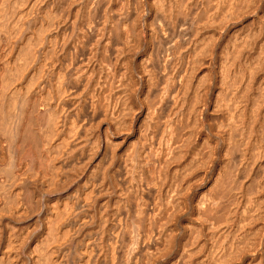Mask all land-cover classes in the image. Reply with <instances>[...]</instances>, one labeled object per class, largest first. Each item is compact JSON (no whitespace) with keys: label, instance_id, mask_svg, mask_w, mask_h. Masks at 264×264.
<instances>
[{"label":"bare ground","instance_id":"bare-ground-1","mask_svg":"<svg viewBox=\"0 0 264 264\" xmlns=\"http://www.w3.org/2000/svg\"><path fill=\"white\" fill-rule=\"evenodd\" d=\"M258 1L0 0V264H264L263 83L216 67L212 104L206 71L192 89L213 26ZM210 119L206 152L189 130Z\"/></svg>","mask_w":264,"mask_h":264},{"label":"rangeland","instance_id":"rangeland-1","mask_svg":"<svg viewBox=\"0 0 264 264\" xmlns=\"http://www.w3.org/2000/svg\"><path fill=\"white\" fill-rule=\"evenodd\" d=\"M258 2H260V3H258ZM258 2H257V5H260V4L262 3V4H261L262 6H257V8H256L255 11H254L255 13L252 14L253 16H250L249 18H246V19H245V18H244V19H243V18L237 19V22H236L235 20H234V21H233V20H230V21H228L229 24H228V23H227V24H226V23H223V24H226V25L223 26L224 28H222V25H221V24L219 25V27H217V26H213L214 28L216 27L215 29H218V28H220V29L217 30V31H219V32H216V33L214 34V36H213L214 38L212 39L213 41H212V43H211V44L213 45V46L211 45V46L213 47V49H216V50H212V51L209 50V51L212 53V55H213V54H214V55L216 54L215 57H216L217 59H216L214 56L211 57V56H212L211 54H209V56L206 55V60H209V63H208L209 65L207 64V66H205L206 68H205L204 66H200V65H199L200 68H198V69H199L198 71H195V70H197V69H194V71L196 72V73L194 72L195 75L192 73V75H193V78H192V79H193V81H194V82L192 81V89H194V85L197 84V83H199V81H200L199 84H201V81H202V82L204 81V80H201V79H200V80H197V82H196V79H199V76H200V75L203 76L204 74L207 73V76L204 75V76H206L207 78H203L204 76L202 77V79H205V83L203 82L204 85H203V83H202V84L200 85L201 88H198V89L203 90L204 88H207V86H205V85H206V81H207V83L211 81L210 84L213 85V87L210 86V84H208V85H209V86H208V91H209V93H207V92L204 90L205 93L207 94V95H206L207 100L209 99L208 101H209V102L211 101L210 104H212V102H213L212 100H213V96H214V93H215V88H216V86L218 85V87H220V85H219L218 83L221 82V83H220L221 85L226 84L225 82H223V83H224V84H223L222 81H224V80H223L222 78H220L221 76L223 77V75L229 74V76L227 75L229 78L232 77V76H234V79H235V78H238L239 75L241 76V74H243L241 77H243V80H244V81L246 80L247 82L250 81V82H253V83H254V84L252 83V85H251V83H250V84L248 83V86H247V83L242 81V83H241L242 86H241V85H239V84H240L239 81L237 82V83H239V84H237V83L235 82V83H236V86H237V85L240 86V87H239V90L243 89L244 86H247V90H249V92H251L250 89H251V90H253V89H257V90H254V91H253V92H256V91L259 90V88H261V87H258V86L262 85V83H263L262 88H263V86H264V76H263V74H264V73H263L264 70H259V69H261L260 67H262V69H264V67L262 66L264 63H263V64H259V66L261 65V66L259 67V66H257L258 64L256 65V63H258V62H255V60L261 62V61H262V59L260 60V58H262L261 55L264 54V53H263V52H264V51H263V50H264V45H263V44H264V43H263V42H264V41H263V40H264V37H263V36H264V29L262 30V27H263L264 25H262V23H261L264 19H262L261 17L258 16V15H260V16H261V15L264 16V12L261 11V10L264 11V0H259ZM256 12H257V13H256ZM260 12H261V13H260ZM259 13H260V14H259ZM262 13H263V14H262ZM256 15H257V16H256ZM251 18H252V20H251ZM256 18H257V19H256ZM258 18H259V19H258ZM255 19H256V20H255ZM261 19H262V21H261ZM238 20H239V21H238ZM247 20L252 21V22H251V23H248L249 21H247ZM253 20H254V21H253ZM258 20L261 21V22H259ZM233 22H234V23H233ZM245 22H246V23H245ZM232 23H233L234 25H233ZM247 23H248V24H247ZM254 23H255V24H254ZM259 23H260L261 25H260ZM245 24H246V26H243V25H245ZM229 25H230V26H229ZM250 25H251L252 27H251ZM255 25H256V26H255ZM257 25H259V28H260V26H261V28H260L261 35H258V36L255 37L256 40H257V42H256V40H254V39L251 37V35L254 34V35H252V36L254 37L255 34H256V35L259 34L260 31L256 32L257 29H258V26H257ZM228 27H229L230 29H229ZM232 27H233V28H232ZM250 27H251V28H250ZM253 27H255V29H254ZM244 28H245V29H244ZM252 28H253V29H252ZM263 28H264V27H263ZM248 29H249V31H247ZM238 30H239V31H238ZM252 30H253V31H252ZM258 30H259V29H258ZM220 31H221V32H220ZM236 31H237V32H236ZM246 31H247V32H250V33H248V34H250V35L247 34L248 38H246V35H244V34L247 33ZM222 32H223V33H222ZM228 32H232L233 34H232V33L228 34ZM243 32H244V34H243ZM245 32H246V33H245ZM253 32H255V33H253ZM221 34H223V35H221ZM227 35H229V37H228ZM230 35H232L233 37H231ZM235 35H238V36H235ZM242 35H243L244 37H243ZM239 36H241L242 38L239 37ZM216 37H217V40H218V41H216ZM220 37H221V38H220ZM237 37H239V38L237 39ZM257 37H258V38H257ZM234 38H235L236 41L234 40ZM240 38H241L242 40H243V38H244V39L246 38L247 41H249V43L252 42L253 45H252V44L249 45V43L247 42V44L245 43L246 45H244V47L239 46V47H242L243 49L240 48V51H239V53H241L240 56L237 55V53L234 52V53L236 54V56H235L234 53L232 52V50L234 49L233 46H234L235 44H237V42L241 43L242 40L240 41ZM262 38H263V40H262ZM227 39H228V40H227ZM231 39H232L233 42H230ZM259 39H261V40H259ZM223 41H224V42H223ZM226 41H229L228 44H229V43H230V44H231V43H234V45H228ZM234 41H235L236 43H235ZM258 41H259V42H258ZM261 41H263V42H261ZM213 42H214V44H213ZM217 42H218V43H217ZM225 43H226V45H228V46H226V48H224V47H225V45H224ZM256 43H257V44H256ZM259 43H260V44H259ZM261 43H262V44H261ZM217 44H218V45H217ZM221 44H222V46H221ZM215 45H216V47H215ZM238 45H240V44H237V46H238ZM248 45L254 47V48L250 47V49L252 48V51L254 50V51H253L254 53H253L252 51L250 52V49L248 48V47H249ZM259 45H260V46L263 45V46H261V48H260ZM221 47H223V49H222ZM228 47H229V48H228ZM231 47H233V48H231ZM245 47H246L247 49L244 50ZM255 47H257V48H255ZM258 47H259L261 50H260ZM211 49H212V48H211ZM225 49H226V50H230V49H231V51L226 52ZM258 49H259L260 51H259ZM262 49H263V50H262ZM220 50H221V51H220ZM222 50H223L224 52H223ZM242 50H243V52H241ZM248 50H249V51H248ZM255 50H257V51H255ZM209 51H208V52H209ZM262 51H263V52H262ZM210 52H209V53H210ZM214 52H215V53H214ZM219 52H221V53L219 54ZM222 52H223L224 54H226V55H225L226 58L223 57L224 54H222ZM246 52H247V53H246ZM255 52L257 53V55L255 54ZM259 52H260V53H259ZM230 53H232L231 55L233 56L234 59H236V60L238 59V60H241V61H238V60H237L238 63L236 62V60H234L235 62H234V61H231L233 58H230V57H232V56H229V57H228V55H229ZM239 53H238V54H239ZM249 53H251V55H254V56H258V54H259V55H260V58H258V57H259V56H258L257 59H256V57H255V58H254L255 60H254V59H252L254 56H251ZM261 53H262V54H261ZM207 54H208V53H207ZM244 54H245V55H244ZM246 54H247V55H246ZM248 54H249V55H248ZM222 55H223V56H222ZM221 56L223 57V59H224V58H225V59H224V60H223V59L221 60V58H222ZM234 56H235V57H234ZM237 56H238V58H236ZM241 56H242V57H241ZM248 56H249V57H248ZM209 57H211V59H209ZM220 57H221V58H220ZM239 57H240V58H239ZM244 57H246L247 60L244 59ZM247 57H248V58H247ZM251 57H252V58H251ZM227 58H228V59L230 58V64H231L230 67H229V60H228ZM249 58H251V59H250L251 62L248 60ZM263 59H264V58H263ZM225 60H227V62H226V64L228 63L227 66L225 65V63H223V64H222V63H221V64L219 63L220 61L225 62ZM244 60H245V61H244ZM252 60H254V62H253ZM218 61H219V62H218ZM243 61H244V62H243ZM217 62L220 64V66H218L219 64H218ZM232 62H233V63H237V64H240L239 62H243V63L245 64V62H246V64L243 65V63H241L243 67H241V66H240V67H237V64H235V65L233 64L234 66H232ZM252 62H253V63H252ZM260 62H259V63H260ZM247 63H249V65H252V64L254 65V64H255V65H254L255 68H256V67H259V69H258V68L254 69L255 71L253 72V74L256 73V74H254V75H256V78H255V76H253V77H254V80H253V77H252V79H250V78H249V75L247 76L248 73L246 72V69L249 68V67H247V66H249ZM261 63H262V62H261ZM197 64H198V63H197ZM241 64H240V65H241ZM210 65H211V66H210ZM253 65H252V66H253ZM199 66H198V67H199ZM231 66H232V68H231ZM238 66H239V65H238ZM216 67H217V68L219 67V68L221 69V72H220V73H223V75H220V74H219L218 70L220 71V69L218 68V70H217ZM228 67L230 68L231 71L229 70ZM234 67H235V68H234ZM244 67H247V68L245 69V71H244ZM250 67H251V66H250ZM196 68H197V67H196ZM224 68H225V69H224ZM242 68H243V71H244L246 74H245L244 72H242ZM204 69H205V70H204ZM222 69H224L223 72H222ZM227 69H228L229 71H228ZM232 69H233L234 71H235V69H236L235 73L233 72ZM257 69H258L259 71H261V72L259 73V71H258ZM207 70H208V71H207ZM226 70H227L228 73H226ZM239 70H241V73H240V74H239ZM205 71H206V72H205ZM257 71H258V72H257ZM204 72H205V73H204ZM232 72H233L237 77H236ZM237 72H238V74H237ZM201 73H204V74H201ZM218 74H219L220 76H219ZM231 74H232V75H231ZM244 74H245V76H244ZM198 75H199V76H198ZM214 75H215V76H214ZM260 75H261V76H260ZM218 76H219V77H218ZM194 77H195V78H194ZM215 77H217V78L215 79ZM241 77H239V78H241ZM245 77H246V78L248 77V78L246 79ZM261 77H262V78H261ZM208 78H210V79H208ZM229 78H228V80H229ZM232 78H233V77H232ZM244 78H245V79H244ZM220 79H221V81H220ZM248 79H250V80H248ZM215 80H216V81H215ZM218 80H219V81H218ZM235 80L237 81L238 79H235ZM251 80H252V81H251ZM217 81H218V82H217ZM254 81H255V82H254ZM257 81H258V82H257ZM161 82H162V81H161ZM195 82H196V83H195ZM260 82H261V83H260ZM194 83H195V84H194ZM214 83H215V84H214ZM162 84H163V82L161 83V85H162ZM255 84H256V86H255ZM197 85H198V84H197ZM214 85H215V86H214ZM226 85H228V84H226ZM226 85L221 86V87H222V88H225V87H227ZM249 85L252 86V87H250ZM253 85H254V86H253ZM202 87H204V88H202ZM211 87H212V89H211ZM218 87H217V88H218ZM241 87H242V88H241ZM253 87H254V88H253ZM209 88H210V90H209ZM248 88H250V89H248ZM252 88H253V89H252ZM225 89H226V88H225ZM206 90H207V89H206ZM227 90H228V89H227ZM231 90H232V89H231ZM231 90H228L227 92H230ZM260 90H261V89H260ZM241 91H242V90H241ZM200 92H201V91H200ZM210 92H213V93H210ZM253 92H252V93H253ZM202 93L204 94L203 91H202ZM210 94H211V96H210ZM243 95H244V94H243ZM208 97H209V98H208ZM225 98H226V97H225ZM227 98H229V96H227ZM241 99H242V97H241ZM225 100H226V99H225ZM240 101H241V100H240ZM242 103H243V99H242ZM223 106H224V107H223ZM223 106H222V107L224 108V110L227 111V107L225 106L224 103H223ZM225 107H226V109H225ZM166 109H167V108H165V110L163 109L164 111H162L161 114L166 115V114L168 113V112H167L168 110L166 111ZM226 111H225V112H226ZM164 112H165V113L167 112V113L164 114ZM228 112H229V111H227V112L225 113V116L228 115V114H227ZM226 114H227V115H226ZM163 115L161 116V118H162L161 121H164V117H163ZM208 115H209V114H208ZM212 116H213V115H211L210 117H212ZM165 117H166V116H165ZM228 117H229V115H228ZM228 117H227V118L224 117L225 119H224V118L221 119V126H222V125H223V127L226 126V127H225L226 129H227V125H228V123H227V124H225V123H226V121L228 122V119H229ZM260 117H261V120H259V121H260V122L262 121V123H264L263 120H262V119H263V115L260 116ZM211 119H212V118H211ZM211 119H210V123L212 122ZM225 120H226V121H225ZM215 121L219 122L220 120H215ZM224 122H225V123H224ZM208 123H209V122H208ZM208 123L205 124V125L202 126V127L199 126L201 129H200L198 126H196V127H198V128L195 127V128H196V130H195V128H193V126H192L190 129L193 128L194 130H193V129H192L193 131H192V130H189L191 133H193L194 131L196 132V133L194 132L195 134H194V133L191 134L190 137H191L192 140H193L192 137H194V140H196V142H198L199 148H200L201 146H202V147L205 146V145H204V143H205V142H204V138H205L207 135H208L209 137L212 138V139L210 138L211 141L215 140V139H214V138H215L214 135L210 136L211 134L214 133V132H213V131H214L213 129H215V127L213 126V125H214V121H213V123H211L212 125H211V124L208 125ZM223 123H224V124H223ZM219 124H220V123H219ZM210 125H211V126H210ZM194 126H195V125H194ZM206 126H207V127H206ZM208 126H209V128H208ZM212 126H213V128H212ZM262 126H263V125L261 124L260 127H262ZM205 127H206V128H205ZM223 127H221V128H223ZM260 127H259V129H260ZM210 128H212V129H210ZM225 128H223V129L225 130ZM202 129H204V131H203ZM209 129H210V130H209ZM263 129H264V126L261 128V130L263 131ZM161 130H162V128L160 129L159 133L161 132ZM199 130H201V132H200ZM206 130H207V132H206ZM211 130H212V131H211ZM202 131H203V132H202ZM208 131H209V132L211 131V132L209 133ZM255 132H256V134H257V132H259V131L255 130ZM263 132H264V131H263ZM197 133H198V134H197ZM203 134H204V135H203ZM253 134H255V133L253 132ZM193 135H194V136H193ZM195 135H197V136H195ZM198 136H199V137H198ZM203 136H204V137H203ZM195 137H196L197 139H196ZM202 139H203V140H202ZM198 140H200V141L202 140L201 143H203V142H204V143H203L202 145H200L201 143H200V141H198ZM212 144H213V142L211 143V145H212ZM202 147L200 148V150H202ZM205 148H206V150H205ZM207 148H208V146H207V144H206V147L203 148V151H206V152H207ZM209 159H210V158H209ZM261 159H262L263 161H262ZM261 159H260V160H257V162H258L259 164L264 163V154H263V156L261 157ZM210 160H211V161H210ZM210 160H209V162H208V166H210V174H211V173H212L211 163H213V160H212V159H210ZM246 160H247V159H246ZM247 161H249V160H247ZM255 161H256V160H255ZM260 161H261V162H260ZM249 162H250V161H249ZM252 162H254V161L252 160L251 163H252ZM257 162L253 164V167L255 166V164H258ZM214 164H215V162H214ZM262 165H263V164H262ZM212 167H213V164H212ZM205 188H206V185L203 186V187H202L201 185H199V186L196 188V190H195V191H196V194H197V195H195V198L199 196V193H200L202 190H206ZM253 189H254V188H253ZM247 191H249V190H247ZM249 192H251V193L253 194V195H252L253 198L256 197V196L254 197V195H257V194H254V193H255V190H253L254 193H253L251 190H250ZM249 192H248V193H249ZM150 196H151V195L148 194V198H149ZM248 196H251V195H248ZM261 201H262V204L264 205V201H263V200H261ZM261 201H260L259 203H261ZM247 203H248V202H247ZM248 204H249V203H248ZM186 215H187V214H186ZM253 219H254V220H253ZM256 219H257V217H256ZM256 219H255V216L251 218V220H253L254 222L256 221L257 224H259V225L256 224V226H260V227L262 226L261 228H264V226H263V225H264V217H263L262 219H261V217H260V219L258 218V221H257ZM251 220L249 221V219H248V220H246V222L244 221V223H240L241 225H239V226H236V225H235V223L237 224V222H234V223H233V221H232V223H233L234 225L231 224V222L228 223V225H229V224H230L231 226L233 225V228H235V226H236V228H237L236 232L231 233L232 235L230 234V237H232V238H233V237H239L240 235L242 236V235L246 234V231L249 230V228H247V227H250V228H258V227H255V223H256V222L254 223V222L251 221ZM260 220H261V222H260ZM179 221L183 224V220H182L181 218L179 219ZM179 221H177L178 223L175 224V225H176V228H177V227H178V229L180 228V231H179L178 234L182 233L181 231H183V230H182V226H179V225H178V224L180 223ZM248 221H249L251 224H252V222H253V224H252L253 226H252V227L249 225L250 223H248ZM258 222H259V223H258ZM181 223H180V224H181ZM228 225H226V227H231L230 225H229V226H228ZM240 227H242V228H240ZM244 227L247 229L246 231H245ZM260 227H259V228H260ZM240 229H243L244 231L242 230V231H243V232H242ZM240 231H241L242 233H241ZM237 232H238L239 235L235 234L236 236H234V233H237ZM208 233H209V232H208ZM208 233H207V234H208ZM243 233H244V234H243ZM251 234L253 235V233H249L248 235L246 234L247 236L250 235V236H249L250 238L248 237L250 240H252L251 238L254 237V235L251 237ZM208 235L211 236V237L213 236V235H210V234H208ZM208 235L206 236V240H207L209 243L212 242V243H215V244H216L217 242H221V241L223 240L222 238H219V240H218V239H217L218 237L215 238L214 236H213L212 238H213V239L215 238V240H213V239H211V237L208 238ZM245 238H246V240L248 239L247 237H245ZM208 239H209V240H208ZM250 240H247V241H250ZM248 256H250V255H248ZM244 264H254V263H253V262L250 260V258H249V260L247 259V260L244 261Z\"/></svg>","mask_w":264,"mask_h":264}]
</instances>
